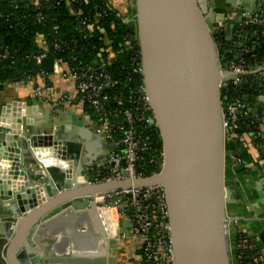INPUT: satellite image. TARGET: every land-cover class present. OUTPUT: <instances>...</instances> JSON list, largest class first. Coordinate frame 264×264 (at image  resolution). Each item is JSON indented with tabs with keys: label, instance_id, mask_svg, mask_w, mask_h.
Wrapping results in <instances>:
<instances>
[{
	"label": "water",
	"instance_id": "95a60500",
	"mask_svg": "<svg viewBox=\"0 0 264 264\" xmlns=\"http://www.w3.org/2000/svg\"><path fill=\"white\" fill-rule=\"evenodd\" d=\"M133 2L143 83L163 150L158 173L133 181L74 183L81 164L94 159L90 143H101L88 117L52 112L35 103L24 105L17 124L8 120L0 125V146L18 151L16 159L8 154L14 160L8 169L23 180L12 184L6 170L0 173V264H15L14 257L19 264H106L109 250L119 243L100 231L88 196L153 185H160L165 193L174 264H239L238 227H249L243 214L245 197L237 189L245 175L236 166L239 154L230 151L223 133L215 37L226 27L215 25L217 14L226 18L233 12L236 17L230 27L235 25L238 32L258 4L264 7V0ZM40 66L51 73L53 58L41 59ZM257 86V104L252 106L264 108V102L258 101L264 81ZM248 99L243 96L245 102ZM58 143L78 144L85 150L82 157L79 153L72 177L62 171L66 162L62 158L55 163L38 158L41 149L51 150ZM5 155L0 152V159ZM32 187L36 189L27 191ZM237 202L239 212L234 208ZM250 202L260 217L259 204ZM257 203L264 205V196ZM258 229L264 232V222ZM119 232L126 234L123 229ZM245 233L258 241L256 229Z\"/></svg>",
	"mask_w": 264,
	"mask_h": 264
},
{
	"label": "built area",
	"instance_id": "2783aa9c",
	"mask_svg": "<svg viewBox=\"0 0 264 264\" xmlns=\"http://www.w3.org/2000/svg\"><path fill=\"white\" fill-rule=\"evenodd\" d=\"M64 1L70 13L77 14V31L84 39V44L78 46L75 40L55 42L53 50H49L43 44L44 51L35 56V60L40 64L41 59L52 57L53 66L49 74L65 80L68 87L60 93H55L54 85L44 90L42 75L47 74L44 71L42 75L32 80L31 85H34V95L43 98L46 108L52 112L60 111L63 107H74L87 116L89 126L101 142L102 153L91 162L81 164L80 175H76L74 183L133 181L155 175L158 173V159L162 158L163 150L161 147L159 151L151 152L145 161L144 154L149 151L151 143L148 130L157 127L143 83L133 0H126L128 8L125 13H121L112 0H107L106 8L121 19L127 30L116 43L105 36L100 39L99 45L89 44L87 36L97 19L106 11L94 8L91 15L79 17L71 4L73 0ZM29 2L36 8L39 6V0H29ZM40 19L41 16L38 14L37 20ZM240 25L235 42L239 45H235L233 59L224 61L218 53L219 44L216 43L217 65L221 77L218 80V87L220 101L224 103L221 107V120L226 141L236 137L234 136L236 119L233 113L242 112L247 116L248 109L240 99L227 100V96L221 94L230 84L237 86L244 78L252 75L249 65L239 55L248 51L243 43V28H252L251 34L258 36L260 33L259 35L264 38V7L258 4ZM215 26H219V23ZM114 45L118 50H115ZM63 48L76 50L79 57L82 56L86 61H78L76 56L71 57V61L56 59L54 53ZM87 49L93 52L90 59L87 58L89 53ZM122 53L126 55L125 63L120 62L119 65L123 68L114 74L110 67L116 57ZM5 56L6 54L2 57ZM222 62L227 64L226 68L221 66ZM260 68L264 69V59ZM225 75H232V78L226 80ZM84 106L91 107V116L84 111ZM257 135L264 143L260 130ZM88 199L95 210H106L104 214L98 212V217L94 216V220L108 239L114 238L119 241L121 238H127L135 244L137 264H174L167 204L164 190L160 185L118 188L88 196ZM106 213L108 218L105 216ZM123 221H130L131 225H123ZM120 229L125 230L126 234L120 233ZM238 233L244 232L238 230ZM250 240L243 237L240 240V247H245Z\"/></svg>",
	"mask_w": 264,
	"mask_h": 264
},
{
	"label": "trees",
	"instance_id": "16d2710c",
	"mask_svg": "<svg viewBox=\"0 0 264 264\" xmlns=\"http://www.w3.org/2000/svg\"><path fill=\"white\" fill-rule=\"evenodd\" d=\"M106 2L107 0H73L71 3L79 17L91 15L94 8L99 11H106L102 17L97 19L92 31L88 34L87 41L89 44L99 45L100 39L105 36L116 43L127 30L121 23V19L106 8ZM38 14L41 16L40 21L37 20ZM76 15L70 13L64 0H39L37 8L31 5L29 0H0V94L13 85L31 83L38 75H42L43 70L40 64L36 62L35 56L44 51L43 44L49 50H53L55 42L75 40L78 46L84 44V39L77 31L78 17ZM251 30L252 28L249 27L243 28V43L248 51L239 54L249 66L259 64L264 59V38L259 35L260 33H257L256 38H252ZM215 41L219 44L218 53L224 61L234 58L235 47L227 42L223 33H218ZM115 50H118L116 46ZM87 51L89 52L87 58H92L93 52L90 49ZM4 54L6 56L2 57ZM53 56L56 59L61 60L63 58L67 61H71V57L76 56L78 61H86L82 56L79 57L76 50L72 49L63 48L61 51H56ZM125 59L124 53L119 54L110 70L114 74L116 71L122 70L123 66L119 64L120 62L124 64ZM42 76L44 77L43 88L47 90L53 85L49 78L50 74H43ZM263 79L264 75L256 81L253 79V75H249L237 86L230 84L222 91L221 96L226 95L227 100L238 98L244 102L248 109L247 102L243 100L248 85L257 86L258 83L264 81ZM260 92L264 94V90ZM84 111L91 116L88 106H84ZM233 115L236 119V128L234 129V136L236 137L227 141L230 151H236L241 156L236 140L238 136L248 134L255 146L262 145L259 148V155L264 160V143L257 135L260 130V122L250 117L249 110L247 116L237 111ZM148 132L151 136V143L149 151L144 154L145 161L151 152H157L161 149L158 129H150ZM243 237L251 240L245 247H240V240ZM236 244L239 264H264V256L261 254L264 249V233L259 236L258 241L253 240L245 232L243 234L238 233Z\"/></svg>",
	"mask_w": 264,
	"mask_h": 264
},
{
	"label": "crops",
	"instance_id": "0c3cea01",
	"mask_svg": "<svg viewBox=\"0 0 264 264\" xmlns=\"http://www.w3.org/2000/svg\"><path fill=\"white\" fill-rule=\"evenodd\" d=\"M123 6L124 8H126L125 3ZM235 17L236 15L233 12H230V13L228 12L226 18H223L221 14L216 15V19L218 20L219 27L220 28L224 26L226 27V30L225 29L223 30L224 31L223 34L227 42L231 43L233 47H236L235 45H239V44H235V42L237 41L236 31L238 30V28L235 25H232V27H230V24L234 23ZM260 66H261V63L253 64L249 66L250 70H252L251 74L253 75V79L255 81L256 79H260L261 76L264 75V69H261ZM51 81L52 83H54L55 93H60L68 87V83L58 76L55 79L54 77H52ZM21 86L23 89H20V85H13V87H10L9 90H5L4 92L0 94V125H6L8 120H13L12 123L17 124V121L20 119L19 118L20 113L24 105L27 106V105H32L35 103L41 108L47 107V105H45L44 103L43 98L40 99L34 95L31 83L23 84ZM257 88L258 86H253L251 84L248 85V88L246 92L244 93V96L247 95L249 97L248 101H246L248 110L250 111L251 115H254L253 118L256 121L260 122V131L262 132V135L264 137V108H260L258 106H255V107L252 106L253 104L255 105L257 104L255 102V97L258 94L255 92ZM18 92H20L18 98H14L11 96L12 94H15ZM259 94L261 96H259L258 101L264 102V94L262 92H259ZM60 110H64L66 112L72 111V112H75L77 116L78 115L80 117L84 116V115L82 116V114H78L79 110L75 109L74 107H63ZM8 115H10V119H8L9 118ZM236 144H237L239 153H241V156L235 157L236 166L238 168H241L243 174L245 175L244 176L245 178H243V182L237 183V189L241 191L242 195L245 197V204H244L245 208L244 209L246 211H244L243 214H244V217H246L245 221L247 222V225L249 226L248 228H245L244 225L243 226L241 225L238 227V230L245 232V230L255 231L256 229V235L259 237L264 233L263 231H260V229L257 230V228L259 227V224L261 222H264V215H263L264 205H260V203H257V201L262 199V197L264 196V160L260 158L258 145L255 146L254 143L251 142V138L248 134L238 136L236 140ZM90 147H91L90 153L94 155V158H96L98 155L102 153V145L100 143H98V145L95 146L94 144L92 145V142H91ZM0 148L4 149L5 147L0 146ZM84 152L85 150L83 149V146H82L80 149L81 157ZM80 154H79V159H80ZM51 155H52L51 152L48 154L41 153V155L38 158L39 160L44 162V158L50 159ZM0 167H1L0 171L6 170L5 176L10 177V183L17 184L21 182L17 178L19 176H16V175L14 176L10 173V172L13 173V171L9 170L6 166L1 165ZM62 171L64 172L65 170H62ZM33 189H36V188L35 187L27 188V191H33ZM34 193H36V196H37V193H38L37 190H34ZM250 199H252L254 203L259 204L258 209H261V213H263L260 215V217H257V215H255V211L250 202ZM40 200L41 202L43 201L42 196L41 198L38 199V201ZM239 204H240L239 202L234 204V208L237 209ZM237 211L239 212L238 209ZM252 239L254 240V238ZM48 242L51 243L52 241H48ZM118 243H119L118 248H112L109 250L108 256L106 258V264H137L135 253H134L135 244L127 238L119 239ZM261 254L262 256H264V249L261 251ZM14 261H15V264H19L16 257H14Z\"/></svg>",
	"mask_w": 264,
	"mask_h": 264
},
{
	"label": "bare ground",
	"instance_id": "6f19581e",
	"mask_svg": "<svg viewBox=\"0 0 264 264\" xmlns=\"http://www.w3.org/2000/svg\"><path fill=\"white\" fill-rule=\"evenodd\" d=\"M52 147L53 148H51L50 151H51V153L53 155H56V156L50 157L49 161L54 160L53 163H55L57 161V157L58 158H62L64 161H66V162H63V164H62V167L63 168L65 167L64 168L65 175L67 177H72L75 174L76 163L79 161L80 146L78 144L74 145L73 143H69L67 145L62 146V144L58 143V144H55ZM6 149L7 148L5 147L4 149H1V151H0L1 154L5 153L7 155V156L5 155V157H7L6 159L5 158L0 159V166L1 165L2 166H6L7 168L9 166V168H10L11 166H13V164H12L13 162L12 161H14V160H12V159H16L18 157V151L14 150V149H7V150ZM8 154L11 156L12 159L8 158ZM2 157H3V155H2ZM13 169L15 170L16 167H14ZM0 173H2V170L0 171ZM16 175H19V174H16ZM1 176H2V174H0V180H2ZM17 178H18V180L23 181V180H21L20 176L17 177ZM105 211L106 210L100 211L99 209H96V210L93 209V216H95L97 218L98 217L97 216L98 212H102V214H104ZM105 216L108 218L107 213L105 214Z\"/></svg>",
	"mask_w": 264,
	"mask_h": 264
},
{
	"label": "rangeland",
	"instance_id": "374dc122",
	"mask_svg": "<svg viewBox=\"0 0 264 264\" xmlns=\"http://www.w3.org/2000/svg\"><path fill=\"white\" fill-rule=\"evenodd\" d=\"M113 2H114V5L119 9V11L121 12V13H125L126 11H127V8H128V3L126 2V0H112ZM124 3H125V5H126V8H124ZM52 77H54V79L55 78H57V75H53V74H51L50 75V78L52 79ZM59 77V76H58ZM53 85H54V83H53ZM10 89V87L9 88H7V89H5V90H9ZM20 89H23L22 88V86L20 85ZM8 94H10V93H8ZM19 94H20V92H18V93H15V94H12L11 96L12 97H14V98H18V96H19ZM75 113V112H74ZM78 114H82L81 112H79ZM77 115V114H76ZM79 116V115H78ZM82 116H83V114H82ZM83 117H85V116H83ZM261 142L263 143V141H262V139H261ZM262 145L261 144H258V148H260ZM50 153L51 151H50V149L49 148H43V149H41L40 150V154L42 153H44V154H48V153Z\"/></svg>",
	"mask_w": 264,
	"mask_h": 264
},
{
	"label": "flooded vegetation",
	"instance_id": "af4514ba",
	"mask_svg": "<svg viewBox=\"0 0 264 264\" xmlns=\"http://www.w3.org/2000/svg\"><path fill=\"white\" fill-rule=\"evenodd\" d=\"M218 33H219V31H218Z\"/></svg>",
	"mask_w": 264,
	"mask_h": 264
}]
</instances>
